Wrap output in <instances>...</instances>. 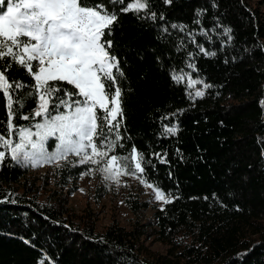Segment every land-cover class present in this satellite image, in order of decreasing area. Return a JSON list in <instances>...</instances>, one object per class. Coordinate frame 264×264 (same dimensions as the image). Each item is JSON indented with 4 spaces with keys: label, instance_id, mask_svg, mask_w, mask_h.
<instances>
[{
    "label": "trees",
    "instance_id": "trees-1",
    "mask_svg": "<svg viewBox=\"0 0 264 264\" xmlns=\"http://www.w3.org/2000/svg\"><path fill=\"white\" fill-rule=\"evenodd\" d=\"M149 4L155 20L118 7L106 36L125 74L119 80L124 148L115 154L127 155L135 145L152 162L145 178L170 193L172 202L152 206L130 192V227L117 220L99 229L91 209L77 214L69 205L91 165L61 161L51 178L35 177L0 148L6 151L0 163V264H264V0ZM198 45L216 55H204ZM181 69L211 85L203 98L190 99L185 83L172 79ZM8 74L31 82L15 66ZM5 103L0 93V120L6 119ZM35 106L27 102L23 114ZM164 125L176 126L177 134L164 135ZM55 143L50 138L49 151ZM151 241L165 249L152 250Z\"/></svg>",
    "mask_w": 264,
    "mask_h": 264
},
{
    "label": "snow or ice",
    "instance_id": "snow-or-ice-1",
    "mask_svg": "<svg viewBox=\"0 0 264 264\" xmlns=\"http://www.w3.org/2000/svg\"><path fill=\"white\" fill-rule=\"evenodd\" d=\"M118 7L120 12L138 16L144 12L156 19L155 12H148L149 0H107V5L90 0H0V93L6 101V119L0 120V148L7 150L12 161L25 166L60 167L61 161L73 167L96 166L89 167L81 178L99 171L104 180L119 184L121 176H133L152 189L155 200L169 204L171 194L145 178V165L152 162L143 152L132 145L127 155L115 154L118 147L124 148L119 80L125 74L110 52L113 45L106 36L117 22ZM230 32L225 29V34ZM198 47L206 56L216 55ZM13 66L22 69L31 82L10 77ZM187 66L195 70L194 64ZM171 75L175 82L185 83L190 99L203 98L204 90L211 87L183 69ZM198 84L202 87L196 88ZM29 101L36 106L24 115L22 110ZM37 117L41 121L33 126L14 123ZM177 132L176 126H163L166 136ZM50 138L56 141L53 151L46 147ZM154 155L160 163L166 162L159 153ZM69 157L78 159L74 162ZM5 159L6 151L0 150V163Z\"/></svg>",
    "mask_w": 264,
    "mask_h": 264
},
{
    "label": "rangeland",
    "instance_id": "rangeland-1",
    "mask_svg": "<svg viewBox=\"0 0 264 264\" xmlns=\"http://www.w3.org/2000/svg\"><path fill=\"white\" fill-rule=\"evenodd\" d=\"M35 131V128L32 129ZM55 164H45L38 167H32L30 164L22 167L35 175V177H49L53 173ZM92 168L96 166L91 165ZM120 183L112 180H104L103 174L94 171L92 175H86L75 185V192L69 197V205L77 214H84L87 209H91L95 216L97 228L104 229L112 221H119L120 224L130 227L134 214L126 202L128 193L134 192L140 199H148L150 204L160 205L163 202L154 198L152 189L145 187L136 179L129 176H121ZM101 188V189H100ZM100 190V191H98ZM153 208L150 206L145 211L146 217L151 216ZM152 250L163 251L165 246L158 242H148L147 246Z\"/></svg>",
    "mask_w": 264,
    "mask_h": 264
}]
</instances>
